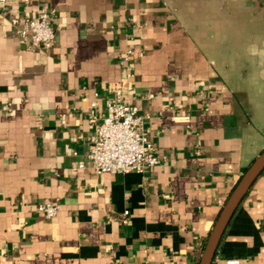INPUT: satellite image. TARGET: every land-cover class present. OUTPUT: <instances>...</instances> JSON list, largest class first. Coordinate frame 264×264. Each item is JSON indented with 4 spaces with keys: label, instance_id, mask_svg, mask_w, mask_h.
Here are the masks:
<instances>
[{
    "label": "crops",
    "instance_id": "obj_1",
    "mask_svg": "<svg viewBox=\"0 0 264 264\" xmlns=\"http://www.w3.org/2000/svg\"><path fill=\"white\" fill-rule=\"evenodd\" d=\"M42 8L46 51L10 22ZM115 88L159 157L142 173L76 168ZM263 149L264 0H0V264H197ZM226 259L264 264V169L211 264Z\"/></svg>",
    "mask_w": 264,
    "mask_h": 264
},
{
    "label": "built area",
    "instance_id": "obj_2",
    "mask_svg": "<svg viewBox=\"0 0 264 264\" xmlns=\"http://www.w3.org/2000/svg\"><path fill=\"white\" fill-rule=\"evenodd\" d=\"M51 11L40 9L33 17L19 25L15 17L10 19L16 34L31 48L49 50L55 42V30L51 21ZM132 50L127 49L121 61L129 63ZM127 66L126 77H130ZM129 87H126L128 89ZM124 91L115 88L105 102L106 111L95 126L90 137L86 161H79L76 168H89L99 174L142 173L148 166L159 162L155 146L148 138V130L143 126V116L135 104L124 99ZM175 123H188L187 115H173ZM36 211L45 218H52L58 212L56 202L37 203ZM126 222L128 211L123 213ZM225 264H241L238 259H226Z\"/></svg>",
    "mask_w": 264,
    "mask_h": 264
},
{
    "label": "water",
    "instance_id": "obj_3",
    "mask_svg": "<svg viewBox=\"0 0 264 264\" xmlns=\"http://www.w3.org/2000/svg\"><path fill=\"white\" fill-rule=\"evenodd\" d=\"M263 169L264 149L252 160L246 170L242 173L236 185L225 200L205 241L197 264L212 263L215 252L228 222L230 221L237 206L246 195L248 189Z\"/></svg>",
    "mask_w": 264,
    "mask_h": 264
}]
</instances>
